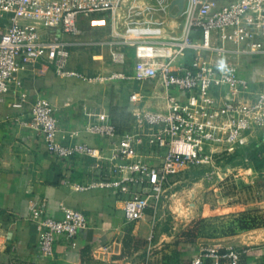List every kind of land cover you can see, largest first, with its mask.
<instances>
[{
  "label": "built area",
  "instance_id": "built-area-1",
  "mask_svg": "<svg viewBox=\"0 0 264 264\" xmlns=\"http://www.w3.org/2000/svg\"><path fill=\"white\" fill-rule=\"evenodd\" d=\"M121 0H0V96L16 92L27 75L38 69L54 70L89 83L107 79L138 84L130 93V128L122 134L105 109L87 112L84 128L101 138L115 140L112 158H119L115 179L97 178L81 189L119 188L127 196L124 218L133 222L148 207L156 216L165 203L169 178L186 166L214 160L216 153L243 152L248 160L251 134L264 126V81L248 78L229 59L232 54L264 55V0H190L188 31L169 51L156 73L115 69L109 75L88 74L71 65V49L63 35L84 33L93 16L112 13ZM137 33L121 36L125 42ZM192 51L193 55L188 56ZM116 64L125 53L109 48ZM153 81L149 92L142 84ZM161 105L151 108L149 100ZM31 126L41 131L46 148L57 158L103 159L100 148L79 141V132L59 138V115L47 98L38 97L31 108ZM41 256L55 254L58 238L73 243L89 225L86 214L66 208L57 218L44 204H35ZM150 239L143 264L153 255ZM246 249L204 245L194 264H242Z\"/></svg>",
  "mask_w": 264,
  "mask_h": 264
},
{
  "label": "crops",
  "instance_id": "crops-1",
  "mask_svg": "<svg viewBox=\"0 0 264 264\" xmlns=\"http://www.w3.org/2000/svg\"><path fill=\"white\" fill-rule=\"evenodd\" d=\"M175 2L181 4L182 0ZM229 59L246 77L264 81V57L234 54ZM109 83H89L54 70L38 69L24 78L19 90L0 96V264H143L150 239V264H194V257L204 245L246 249L242 264H264V226L238 227L242 211L264 216V169L257 168L251 160V166L238 175L244 173L241 180L260 179L261 185H252L241 201L236 195V200L221 205L222 219L237 228L234 233H223L208 242L198 238L176 240L157 233L158 222L152 207L146 209L141 219L127 222L123 214L127 195L119 188H79L97 178L115 179L118 166L123 163L112 158L115 140L90 134L84 128L87 112L109 111L113 104L129 107L130 93L139 88L138 84L126 82L117 91ZM142 85L151 92L154 83L147 80ZM38 97L49 99L56 107L63 143L68 142V134L80 131L77 139L100 148L104 158H57L49 153L43 133L31 126V108ZM161 103L159 98L148 102L151 108H158ZM263 131L264 126L251 134L252 148L261 142L264 145V140L257 138ZM35 204H44L57 218L66 208L80 209L89 225L78 232L73 243L58 238L55 254L43 258L38 247L37 222L32 219ZM213 210L209 213L214 214Z\"/></svg>",
  "mask_w": 264,
  "mask_h": 264
},
{
  "label": "rangeland",
  "instance_id": "rangeland-1",
  "mask_svg": "<svg viewBox=\"0 0 264 264\" xmlns=\"http://www.w3.org/2000/svg\"><path fill=\"white\" fill-rule=\"evenodd\" d=\"M190 13V0H182L181 4L175 0H121L115 12L93 16L81 35H64L71 49V65L88 74L109 75L122 67L146 75L156 73L169 51L187 33ZM127 32L138 35L125 42L121 35ZM112 45L125 53L127 62L124 65L112 61L109 52ZM192 55L190 51L188 56ZM104 82H110L117 91L126 84V81L113 79ZM122 112L115 110L114 117L124 125L129 116ZM257 138L264 140V133ZM247 149L254 158L251 161L257 168L264 169L263 142ZM243 155V152L216 153L214 160L183 167L173 174L166 184L165 203L156 214L157 233L173 236L176 240L198 238L208 242L212 240L209 238L235 230L236 225L231 226L222 219L219 208L236 200V195L241 201V196L245 198L252 185L262 183L260 179L255 182L240 179L244 173H238L251 166V158L246 160ZM211 209L214 214L209 213ZM152 214L155 217L154 211ZM252 214L258 222L252 224L250 221L252 228L263 227L264 216Z\"/></svg>",
  "mask_w": 264,
  "mask_h": 264
},
{
  "label": "trees",
  "instance_id": "trees-1",
  "mask_svg": "<svg viewBox=\"0 0 264 264\" xmlns=\"http://www.w3.org/2000/svg\"><path fill=\"white\" fill-rule=\"evenodd\" d=\"M115 110H118V111H123L122 113H125V114H128V116H129V119H128V123L126 124H124V125H121L120 123H118L117 121H116V119H115V117H114V111ZM109 112H110V115H111V119H112V121L114 122V124H115V126H116V128H117V132L119 133V134H122L124 131H126L127 129H129L130 128V121H131V117H132V115H131V112L129 111V109H128V107H125V106H123V107H119V106H117V105H112L111 106V108H110V110H109ZM248 157H249V159L250 160H253L254 161V158H252V155L250 154V153H248ZM256 166V165H255ZM257 167V166H256ZM252 213H254L253 211H251V210H245V211H242V213H241V216L239 217V219H238V227H239V229H248V228H252L253 226H252V224L254 223H258L256 220V216L254 215V214H252ZM251 218V219H250ZM250 221H253L252 222V224H251V222ZM260 226V225H259ZM234 233V231H233V229H231V231L229 230V233Z\"/></svg>",
  "mask_w": 264,
  "mask_h": 264
}]
</instances>
